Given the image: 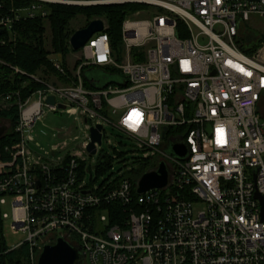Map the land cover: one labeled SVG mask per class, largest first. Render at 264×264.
Here are the masks:
<instances>
[{
  "label": "built area",
  "instance_id": "built-area-1",
  "mask_svg": "<svg viewBox=\"0 0 264 264\" xmlns=\"http://www.w3.org/2000/svg\"><path fill=\"white\" fill-rule=\"evenodd\" d=\"M40 1L126 2L154 10L149 17L145 9L126 15L121 53L105 22L81 48L70 83L44 82L25 100L19 92L0 95V110L16 98L19 112L17 139L0 146V264L23 245L26 264H37L43 245L59 236L82 248L83 264H264V40L246 52L250 32L241 26L264 16V0ZM25 13L46 15L38 3ZM11 22L0 18V25ZM55 66L67 74L60 62ZM91 67L107 68L119 80L87 87L83 70ZM49 96L55 104L47 103ZM67 108L89 123L76 144L81 153L93 155L91 127L103 125V143L110 125L136 143L137 162L149 151L166 162L171 182L138 194L123 168L116 172L121 179L96 186L79 179L85 160L71 150L32 151L37 121ZM178 143L188 146L185 158L167 151ZM96 146L98 152L102 144ZM7 204L9 230L26 234L12 246Z\"/></svg>",
  "mask_w": 264,
  "mask_h": 264
},
{
  "label": "trees",
  "instance_id": "trees-1",
  "mask_svg": "<svg viewBox=\"0 0 264 264\" xmlns=\"http://www.w3.org/2000/svg\"><path fill=\"white\" fill-rule=\"evenodd\" d=\"M69 1V0H68ZM91 1V0H76ZM33 3H38L46 11V15L38 14L29 17L25 10ZM143 8L141 4L135 3H104V4H68L62 2H46L40 0H0V18H10L12 22L9 26L0 25V95L19 92L21 99L25 100L39 89H44L47 80L46 76L55 75L62 84L70 83L73 73L63 60L62 67L66 70L63 75L55 66V61L50 58L52 53L61 54L64 58L71 50L70 37L79 28H73L72 22L78 17H84L87 21L101 18L106 24L111 45L114 50L118 49L122 39V23L129 13ZM19 16V18H16ZM51 32V48L46 44L47 29ZM82 28V27H81ZM251 35L255 37L252 40ZM248 45L243 49L250 53L258 46L256 35L248 33L243 39ZM77 64L75 63L74 69ZM109 73L107 68H100ZM84 71V70H83ZM43 75V76H41ZM38 78L41 81L35 79ZM75 79V78H74ZM87 87H95L87 84ZM16 98L10 108L0 110V120L8 119L11 122L9 129L0 138V146L14 142L17 137L14 133L16 123L19 118ZM120 156V155H119ZM113 158L102 149L98 161L93 165L90 162L81 161L79 168V179H83L88 173L96 172L98 179L100 176L110 173L106 179H121L128 176L133 185L147 170L156 167L157 161L153 158H146L138 161L132 171H125L121 176L112 172ZM93 179V178H91ZM25 251V250H23ZM21 253L11 252L2 258L4 264H22Z\"/></svg>",
  "mask_w": 264,
  "mask_h": 264
},
{
  "label": "rangeland",
  "instance_id": "rangeland-1",
  "mask_svg": "<svg viewBox=\"0 0 264 264\" xmlns=\"http://www.w3.org/2000/svg\"><path fill=\"white\" fill-rule=\"evenodd\" d=\"M141 9H145V11L147 12V15L145 17H149L150 13L148 12L154 10L153 7H148L144 5ZM89 22L90 21H87L84 17H78L77 19L73 20L72 27H85L88 25ZM241 26L243 32H250L254 35H259L256 36V38H258V40L260 38L264 40V16H252L249 21L242 23ZM251 37L252 40H255V37H253V35H251ZM46 44L48 49L52 50L51 32L49 27L47 29L46 34ZM123 50L124 43L121 39L118 49L115 50V52L121 53ZM79 56H82V50H75L71 48L65 58L61 54L55 53H52L50 55V58L54 61L60 62L61 64L63 60L66 61L68 68L71 70V73H75L76 70L74 69V65ZM83 78L89 85L91 84L90 81H93L92 84L95 86V88H104L107 86L108 83L115 85L116 82L119 80L118 75L106 73L98 67H91L84 70ZM45 79L47 80V82L53 84L63 83L53 74L46 76ZM70 109L71 108H67L57 112H47L41 120L37 121L32 131V141L30 143L31 150L49 156L58 155L62 151L71 150V154L72 156H74V158L78 157V159L85 160L87 162H92V164L94 165L98 161L103 148L114 159V172L123 168L127 169V171H132V168L135 166V163H137L136 159L140 158L142 156V153L134 149V145H136V143L132 141L130 142V140L126 139L122 133L118 132L117 129H114L110 125H107L105 127V130L107 131V137L104 139V142L102 143V146L99 147L97 153L93 155H89L87 151L81 153L82 148L76 144H80L81 136L83 135V132L81 130L84 129L86 126L88 127L89 123H86L84 119H82L81 121L77 120V117H75L76 113L71 112ZM10 125L11 122L8 119L3 118L2 120H0V126L7 127V130L9 129ZM63 126L69 129L61 131L58 136H53V133L57 130H60ZM145 153L147 158H153L154 161H157V165L159 164V157L156 156L155 153L150 151ZM109 174L110 173H107L105 175L100 176L98 179H95L97 175L96 172L93 171V179H91V175L88 173L86 175V182L90 183L91 181H94L96 186L100 185L103 181L106 180ZM3 212L9 215L8 219H6L5 222V233L9 246L15 245L23 241L26 237V234H14L11 233V231L9 230L11 222L10 204H7L3 207ZM15 252H24L21 253L22 255H24L26 252V246H21ZM19 258L21 259L22 264H26L25 255Z\"/></svg>",
  "mask_w": 264,
  "mask_h": 264
},
{
  "label": "water",
  "instance_id": "water-1",
  "mask_svg": "<svg viewBox=\"0 0 264 264\" xmlns=\"http://www.w3.org/2000/svg\"><path fill=\"white\" fill-rule=\"evenodd\" d=\"M257 2L259 0H247ZM105 21L101 18L91 20L87 26L74 31L70 37V46L72 49L79 50L85 45L89 38L98 31L104 30ZM48 104H55V97L47 98ZM60 108H65V105L59 104ZM209 128V124L207 125ZM102 129L103 125L97 124L91 127V141L88 144V150L91 154L97 152V146L102 144ZM166 130V128L164 129ZM7 131V127L1 126L0 138ZM167 151L180 158H185L189 149L186 143H178L170 145ZM174 171L169 165L162 161L158 166L147 170L136 181V190L138 194H143L153 188H164L171 182V176ZM40 185V182L37 183ZM259 196L260 194H255ZM262 215L264 219V200L262 198ZM85 252L81 247L71 244L65 237L59 236L55 241L43 245L42 251L38 256L37 264H83L85 260Z\"/></svg>",
  "mask_w": 264,
  "mask_h": 264
},
{
  "label": "crops",
  "instance_id": "crops-1",
  "mask_svg": "<svg viewBox=\"0 0 264 264\" xmlns=\"http://www.w3.org/2000/svg\"><path fill=\"white\" fill-rule=\"evenodd\" d=\"M248 33V32H247ZM252 34V33H251ZM256 36H259V35H256Z\"/></svg>",
  "mask_w": 264,
  "mask_h": 264
},
{
  "label": "flooded vegetation",
  "instance_id": "flooded-vegetation-1",
  "mask_svg": "<svg viewBox=\"0 0 264 264\" xmlns=\"http://www.w3.org/2000/svg\"><path fill=\"white\" fill-rule=\"evenodd\" d=\"M0 130H1V126H0Z\"/></svg>",
  "mask_w": 264,
  "mask_h": 264
}]
</instances>
